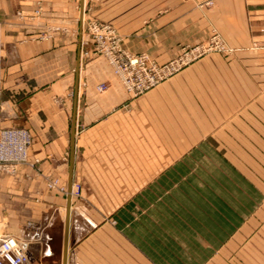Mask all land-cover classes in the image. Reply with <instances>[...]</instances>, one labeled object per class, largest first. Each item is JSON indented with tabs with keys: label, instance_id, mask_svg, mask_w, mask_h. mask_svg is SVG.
I'll return each instance as SVG.
<instances>
[{
	"label": "crops",
	"instance_id": "obj_1",
	"mask_svg": "<svg viewBox=\"0 0 264 264\" xmlns=\"http://www.w3.org/2000/svg\"><path fill=\"white\" fill-rule=\"evenodd\" d=\"M203 1L0 0V129L30 136L15 175L0 174V223L31 264H64L67 209L65 264H264V166L256 235L245 193L215 183L229 172L199 155L205 61L133 97L87 35L89 22L107 25L160 63L211 31L230 49L257 45L264 130V0Z\"/></svg>",
	"mask_w": 264,
	"mask_h": 264
},
{
	"label": "rangeland",
	"instance_id": "obj_2",
	"mask_svg": "<svg viewBox=\"0 0 264 264\" xmlns=\"http://www.w3.org/2000/svg\"><path fill=\"white\" fill-rule=\"evenodd\" d=\"M205 1L200 6L210 8L215 0L210 5H206ZM120 48L132 56L144 54L159 67H165L172 62L180 65L149 90L167 82L194 64L205 61L202 67L195 68L197 124L199 137L209 140L211 144L199 147V155L204 156L207 164L213 166L215 176L218 175L217 171L222 172L223 176L229 172V182L225 178H215V183L223 181L224 186L230 187L231 193H236L233 187H238L240 193H245L244 197L240 196L238 202L241 204L244 198L247 217L252 216L253 220L255 219L252 221L251 233L257 235V215L253 214L254 210L250 212L253 207L257 211V168L259 169L261 164L264 166V163L258 161L261 157L264 161V130H257V102L259 107L261 102L257 101V45H251L247 50L230 49L218 32L211 31L210 34L199 35L195 44L180 45L177 52L165 63H160L150 54L126 50L121 39ZM93 53L98 55L94 50ZM131 95L138 97L141 94ZM50 181L53 183V190H64L59 180ZM2 234L0 223V236H3ZM26 255L29 260L27 253Z\"/></svg>",
	"mask_w": 264,
	"mask_h": 264
},
{
	"label": "built area",
	"instance_id": "obj_3",
	"mask_svg": "<svg viewBox=\"0 0 264 264\" xmlns=\"http://www.w3.org/2000/svg\"><path fill=\"white\" fill-rule=\"evenodd\" d=\"M212 2L213 0H206L205 4L210 5ZM86 28L87 35L93 42L94 52L107 60L114 76L130 94H142L180 66L177 62H172L159 67L144 54L132 56L123 52L119 37L107 25L89 22ZM106 89L105 84L97 87L98 91ZM29 145L30 136L27 132L0 129V174L14 176L18 166L26 161ZM47 187L53 189V183L49 182ZM0 264H29L22 246L11 236L3 235L0 238Z\"/></svg>",
	"mask_w": 264,
	"mask_h": 264
},
{
	"label": "water",
	"instance_id": "obj_4",
	"mask_svg": "<svg viewBox=\"0 0 264 264\" xmlns=\"http://www.w3.org/2000/svg\"><path fill=\"white\" fill-rule=\"evenodd\" d=\"M68 229H69V209H67V211H66V217H65L64 247H63L64 264H65V257H66V251H67Z\"/></svg>",
	"mask_w": 264,
	"mask_h": 264
}]
</instances>
